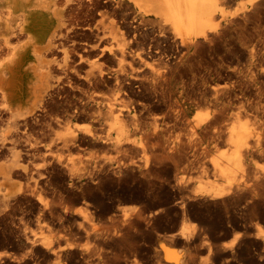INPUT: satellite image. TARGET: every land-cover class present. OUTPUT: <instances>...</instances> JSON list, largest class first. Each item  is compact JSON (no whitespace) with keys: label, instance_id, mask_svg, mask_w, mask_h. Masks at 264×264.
Wrapping results in <instances>:
<instances>
[{"label":"bare ground","instance_id":"obj_1","mask_svg":"<svg viewBox=\"0 0 264 264\" xmlns=\"http://www.w3.org/2000/svg\"><path fill=\"white\" fill-rule=\"evenodd\" d=\"M225 3L227 0H0V152L7 156L0 164V225L10 227L11 233H19L15 235L17 241L28 248V255L21 257L0 252V264H29L28 260L32 264L38 259L49 264H81L88 255L87 250L77 248V242L97 237L92 229L95 212L85 202L77 209L64 202L71 190L84 192L87 186L79 180L74 165L55 151H71L86 145H123L136 112L121 101L126 102L129 94L136 97L133 85L139 92H147L137 95L141 99L137 108L142 110L151 94L162 100L168 98L172 80L180 74L185 101L196 108L205 105L211 109L186 122L190 138L180 145L191 154L190 164L199 165L201 172L212 175V182L192 188L185 196L189 201L209 199L225 203L243 191L255 197L264 190V170L254 168L256 157L264 159V40L256 41L253 36L226 38L232 26L238 25L237 19H251V12L256 10V14L264 7V0H245L246 6L237 14H228ZM123 6L134 8L143 23L153 17L161 37L169 32L185 50L194 48L196 53L206 47L214 54L217 44L223 43L219 61L228 64L225 77L229 83L210 86L205 75L190 86L183 78L185 70H175L160 56H155L154 65L138 53V66L129 65L131 75L124 76L119 68L128 43L121 39L130 32L120 25L96 24V17L107 20L109 13L116 15ZM79 30L94 33V43L72 45L69 50H62V58L57 59L55 54L63 47L61 42ZM107 43L109 48L105 49ZM105 56L114 60L118 57V68H103L100 64ZM191 79L195 81L196 77L192 75ZM110 82L119 98H100L90 92ZM176 109L181 120L187 119L183 108ZM231 110L234 114L229 117ZM80 115L91 121V127L73 124ZM252 118L258 121L251 122ZM175 146L166 142L164 157L160 159H170ZM211 147L222 150L210 156ZM148 171L143 168L141 174L150 177L152 173ZM61 178L67 180L66 187L57 184L56 180ZM18 179L25 180L23 186L18 185ZM175 183L189 189L180 185L179 179ZM184 204L183 200L179 205ZM31 209L36 228L25 232ZM186 218L181 219L180 227L169 239L190 243L193 236ZM254 230L255 240L264 245V230L259 226ZM236 240L238 236L226 242L220 251L206 241L207 256L218 260L219 252L232 255ZM158 246L166 264H187L184 256L170 245L159 242Z\"/></svg>","mask_w":264,"mask_h":264},{"label":"rangeland","instance_id":"obj_2","mask_svg":"<svg viewBox=\"0 0 264 264\" xmlns=\"http://www.w3.org/2000/svg\"><path fill=\"white\" fill-rule=\"evenodd\" d=\"M244 4L246 6L245 0H227L224 10L228 14H237L243 10ZM109 8L111 7L109 6ZM260 8L256 14H254L256 10L252 11L253 17L243 21L244 23L238 18V25L232 26L226 38L236 39L239 36H253L256 41L264 40V7ZM96 18V24L99 27L114 24L120 25L125 28V31L130 32L125 33L121 39L128 43L125 49L126 56L122 61L121 68H119L122 69L124 76L127 75L126 77L131 75L129 65L138 66L135 60L137 58L135 54L138 53L143 59L150 62L155 60V56H160L165 63L169 66L172 65L171 67L175 70L179 69L182 72L185 70L186 75L183 78H185L184 81L188 80L190 86L205 75V81L210 86H222L229 83L228 78L225 77L228 64L219 61V56L224 49L223 43L217 44L214 54L206 47L199 48L196 53L194 48L185 50L180 47L179 41L175 40L169 32L165 33L166 36L161 37L153 17H149L148 22L143 23L137 11L132 7L128 8V6H123L116 15L109 13L107 20L102 21L99 16ZM225 24L223 22L222 25ZM134 33L136 35L135 40L133 39ZM94 41V33L79 30L77 34L61 42L63 47L55 54V57H58L57 59L62 58V50H69L72 45L81 47L86 44H93ZM108 44L105 45V49L109 48L107 47ZM105 57L101 59L100 64L103 68H118L116 64L118 57L115 60L108 58V56ZM202 57L203 59H201ZM152 63L156 64L155 62ZM190 68L192 72H190ZM179 75L176 74L172 80L168 98L162 100L155 94H151L149 102L142 110L137 108L138 101L141 100L137 95H145L147 92L142 89L139 92L136 85L132 86L133 94L137 98L129 94V98L125 99L126 102L121 101V104L136 112L134 122L129 123L132 131L130 130L128 133L129 136L123 145L117 147L112 145L106 147L100 144L96 146L86 145L88 147L83 146L71 151H55L61 154L62 158L71 166L74 165L75 173L80 177L79 180L87 186L84 192L71 190L64 199L65 204L67 203L69 207L77 209L81 206V202H85L89 204V209L93 213L95 212L92 229L96 230L97 237L88 240L82 238L77 242L78 249L88 251V255L84 258L85 260H81V264H166L161 257L162 254H160L159 242H163L167 246L170 245L171 247H169L175 252L182 254L187 264L192 262H194L192 264H264V245L260 240H255L253 236L256 226L264 230V190L261 191L263 195L260 192L255 197L253 193L249 195L243 191L225 203L220 200L211 201L209 199H191L189 201L185 197L199 183L212 182V175L201 172L198 168L199 165L195 167L194 164H190L191 154L188 150L184 151L182 146L180 147L181 143L182 145L186 144L190 138L186 122L192 120L196 114L211 112V109L205 105L196 108L192 103L185 101L186 96L181 88ZM192 75L196 77L195 81H192ZM207 75L210 77L208 78ZM199 83L201 85L202 82ZM190 86L189 88H191ZM200 87L202 88V85ZM114 91V83L110 82L107 86L90 92L94 93L93 96L100 98H119ZM169 95L171 96L169 97ZM174 105L176 108L185 110L188 120H183V118L181 120V117L174 111L176 109ZM166 112L169 116H166ZM232 114L234 111L231 110L228 116L230 117ZM257 119L252 118L251 122L258 121ZM90 122L86 116L81 115L73 120L74 125L82 124V127H91L92 123ZM104 132L105 129H102V136H105ZM206 141L208 142V140ZM166 142L174 143L176 148L172 152L173 158L161 160L160 158L164 157L163 147L166 146ZM221 150V148L211 147L210 156L216 155ZM5 155L6 152H0V164L6 160L7 156L5 157ZM143 168L144 170L149 169L148 172L152 173L150 177L141 174ZM254 168L256 171L264 170L262 157L255 158ZM177 179H179L180 185L187 186L189 189L179 187L175 183ZM16 182L23 186L25 180L18 179ZM56 182L59 186L66 187L67 185V180L62 178L60 181L57 179ZM49 197L51 196L49 195ZM49 197L48 199H50ZM236 199L237 201H235ZM183 200L185 204L181 207L179 204ZM28 213L30 219L25 225V232H31L36 228L31 219L34 210L31 209ZM148 214L152 216L148 217ZM183 216L184 218H182ZM185 218L187 225L191 226H189L188 231L193 236L187 245L178 238L169 239L170 235L180 227L181 219ZM10 231V227L6 228L3 224L0 225V252H9L10 255L18 257L28 255L27 246L22 242L20 244L15 237V235L20 234H14ZM236 236H238V240L232 246V255L230 252L225 254L219 252L220 259L218 260H214V256H207L204 246L206 241L220 251L226 242ZM28 262L31 264V260ZM35 262L32 264H49L43 259L35 260Z\"/></svg>","mask_w":264,"mask_h":264}]
</instances>
